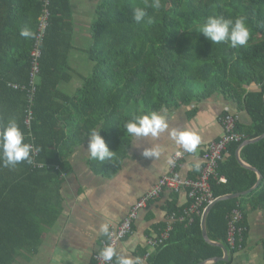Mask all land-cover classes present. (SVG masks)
<instances>
[{
    "label": "trees",
    "instance_id": "trees-1",
    "mask_svg": "<svg viewBox=\"0 0 264 264\" xmlns=\"http://www.w3.org/2000/svg\"><path fill=\"white\" fill-rule=\"evenodd\" d=\"M152 2L103 0L88 52L95 65L93 74L71 97L62 87L75 78L70 65L75 50L74 10L71 0H51L50 28L32 102L33 55L44 2L0 0V125L14 119L24 142L38 149V155L30 150L31 163L24 160L5 167L0 160V264H16L22 253L36 251L46 229L59 222L65 210L69 160L89 141L91 130H97L114 153L103 162L93 159L94 172L113 177L119 171L133 143L124 123L136 115L191 107L219 93L231 97L239 111L252 116L253 124L239 122L237 131L246 139L226 152L219 178L212 180L214 196L240 194L259 182L257 172L241 164L238 152L246 140L264 135V0H160L159 9L151 7ZM136 7H146L141 24L133 18ZM209 16L244 17L248 43L232 48L227 42L207 40L198 26ZM25 28L33 33L31 37L21 35ZM242 159L264 176V139L245 147ZM220 177L228 182L221 183ZM261 192L264 196V180L251 194L212 209L207 219L210 240L224 244L230 260L210 264H233L246 234L236 248L229 246L232 213L237 208L245 212L249 200L261 204L257 197ZM177 202L171 200L168 214L184 216L191 202L183 209ZM202 216L194 215L191 224L175 222L169 239L147 264H201L224 257L222 248L206 241Z\"/></svg>",
    "mask_w": 264,
    "mask_h": 264
},
{
    "label": "crops",
    "instance_id": "crops-1",
    "mask_svg": "<svg viewBox=\"0 0 264 264\" xmlns=\"http://www.w3.org/2000/svg\"><path fill=\"white\" fill-rule=\"evenodd\" d=\"M71 2L75 17V50L70 65L75 78L72 84L64 85L62 91L75 97L93 74V63L87 65L86 71L76 70L73 66L86 63L81 54L89 57L88 52L94 44L92 26L103 0ZM254 90H258V87ZM227 112L239 115L243 125L252 126V116L246 111H239L231 97L220 93L191 107L165 111L163 114L167 117L169 129L155 141L150 137H133L129 155L113 177L94 172L93 159L87 151L89 141L79 146L71 156L66 172L65 210L61 219L55 226L46 229L39 248L32 253H22L16 264H93L94 256L106 237L99 232L101 225L107 224L110 228L121 224L137 202L171 172L174 156L183 148L170 139L168 131L179 128L193 131L201 137L197 152L191 153L180 168L183 178L196 180L207 164L206 155L210 145L225 136L222 119ZM154 146L160 153L158 158L143 155L145 150ZM262 193L257 195L261 204L250 203V200L245 203L242 222L246 228L245 242L234 255L233 264H264ZM174 198H177L180 209L189 205L188 191L165 193L141 212L133 234L120 243L118 253L139 258L141 264H147L149 256L157 250L149 245V239L160 236L167 229L170 218L168 204Z\"/></svg>",
    "mask_w": 264,
    "mask_h": 264
},
{
    "label": "built area",
    "instance_id": "built-area-1",
    "mask_svg": "<svg viewBox=\"0 0 264 264\" xmlns=\"http://www.w3.org/2000/svg\"><path fill=\"white\" fill-rule=\"evenodd\" d=\"M43 2L45 11L41 19L36 50L33 55L35 59L33 74L34 79L32 83L33 88L30 91L32 102L37 93V89L35 88L37 79L36 77L40 73V59L43 55L42 47L46 42L51 19V0H43ZM15 88L17 90L21 89V87ZM33 117L34 113L31 110L27 121V125L30 128L32 127ZM222 122L225 129V136H223L218 141H214L210 145L206 155L207 164L202 172V175L196 180L183 178L180 168L191 153L184 152L183 149L179 150L177 153L183 154L177 155L176 153L174 156L171 172L168 175L162 177L159 183L137 202V204L133 207L131 212L121 224L109 228V234L106 235L101 248L111 245L117 250L120 243L125 241L133 234L135 223L138 220L141 212L146 210L152 202L161 199L167 192L178 194L183 191H188L190 197L189 200L191 203L189 208L185 210L184 216L178 217L176 214L170 215L167 229L160 236L149 239L148 243L151 247L157 249L169 239L175 222H188L191 224L193 222L194 215H203L207 207L213 204L217 199L214 196L212 180L219 178V169L221 164L225 162L226 152L233 143H242L246 139L244 134H241L237 131L240 122L239 115L235 113H229L223 117ZM32 149L38 155L37 149L35 147H32ZM36 166H39V164L36 163ZM40 167L44 168V165L40 164ZM220 182L227 183L228 180L225 177H220ZM243 220L244 214L241 209H235L232 213L228 229V244L232 249L236 248L238 244L243 242V235L246 231V228L242 226ZM94 260L95 264H111V262L103 261L99 257L98 253L94 256Z\"/></svg>",
    "mask_w": 264,
    "mask_h": 264
},
{
    "label": "clouds",
    "instance_id": "clouds-1",
    "mask_svg": "<svg viewBox=\"0 0 264 264\" xmlns=\"http://www.w3.org/2000/svg\"><path fill=\"white\" fill-rule=\"evenodd\" d=\"M150 6L159 9L161 7L160 0H153ZM146 7L134 8L133 18L137 24L144 22L147 15ZM148 22L151 23V20ZM198 27L199 32L207 40L212 43L227 42L232 48L245 46L250 36L244 17H237L235 20H231L219 16H209ZM21 35L27 38L31 37L33 33L25 28L21 30ZM124 129L129 136L134 138L150 137L155 141L169 129V125L166 115L153 111L148 114L136 115L132 119L127 120L124 123ZM168 136L187 153H196L198 146L201 144V137L190 130L174 128L168 131ZM24 140L25 135L14 119H9L6 123L0 125V160L3 161L5 167L14 166L24 160H28L31 163L29 153L33 145L25 143ZM87 151L92 159L101 162L106 158H112L114 155L105 140L95 129L90 131ZM182 154L177 153V155ZM143 155L158 158L160 153L154 146L152 149L145 150ZM99 232L108 235V225H101ZM98 255L103 261L111 262V264H141L139 258L133 259L118 253L111 245L101 248Z\"/></svg>",
    "mask_w": 264,
    "mask_h": 264
},
{
    "label": "water",
    "instance_id": "water-1",
    "mask_svg": "<svg viewBox=\"0 0 264 264\" xmlns=\"http://www.w3.org/2000/svg\"><path fill=\"white\" fill-rule=\"evenodd\" d=\"M263 139H264V135L256 137V138H253V139L246 140L245 143L240 147L239 152H238V158H239L241 164L244 167H246L248 169H251V170H254L255 172H257L258 175H259V178H260L259 182L254 186V188H252L249 191H246V192H243V193H240V194L226 195V196L217 198L216 201L213 204H211L210 206H208L207 209L205 210V212L203 213V216H202L203 235H204V237H205L207 242H209V243H211L213 245L219 246L220 248L223 249L224 257L216 258V259H213L211 261H206V262H203L201 264H210V263H215V262H219V261L228 262L230 260V253L227 250L226 246L224 244L215 243V242H212L210 240V237H209V234H208V229H207V219H208V216H209L210 212L212 211V209L215 207L216 204H218L220 202H223V201L234 200V199H238V198H241V197H245V196L251 194L254 190H256L260 186L261 182L264 180L263 174L258 169L254 168V167H252V166H250V165H248V164H246L244 162V160L242 159V151L249 144L259 142V141H261Z\"/></svg>",
    "mask_w": 264,
    "mask_h": 264
},
{
    "label": "rangeland",
    "instance_id": "rangeland-1",
    "mask_svg": "<svg viewBox=\"0 0 264 264\" xmlns=\"http://www.w3.org/2000/svg\"><path fill=\"white\" fill-rule=\"evenodd\" d=\"M82 59H83V57H84V60L86 61V63H84V62H82V65H79L78 67H76V66H73L76 70H81V71H84V69H85V71L86 70H88V67H87V65H92V62L90 61V59H89V57H88V55L86 54V56L84 55V54H81V56H80ZM73 62H74V58H73Z\"/></svg>",
    "mask_w": 264,
    "mask_h": 264
}]
</instances>
